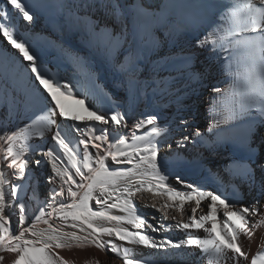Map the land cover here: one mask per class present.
Returning a JSON list of instances; mask_svg holds the SVG:
<instances>
[{
  "label": "bare ground",
  "instance_id": "obj_1",
  "mask_svg": "<svg viewBox=\"0 0 264 264\" xmlns=\"http://www.w3.org/2000/svg\"><path fill=\"white\" fill-rule=\"evenodd\" d=\"M253 3L260 6L259 0H253ZM3 7L6 8L4 18L1 17ZM172 7L170 0H70L68 29L64 34H58L33 10H30L33 20L28 21L8 0H0V173L4 179L5 226L10 234H19L23 229L33 227L34 231L44 232L47 236L51 230L43 220H48L58 230L55 235L59 237L50 243L65 245L53 248V252L66 264H124V259H133L136 264H236V260L229 259L233 256L239 264H250L253 256L264 252V225L257 224V221L264 220V186L259 169L249 159L253 148L260 152L257 159L264 158V142L259 138L254 140L264 135V124L260 122L262 118L258 110L242 112L234 95L238 91L235 73L243 72L248 63V51L234 47L232 41L239 37L227 36L229 14L213 15L198 32L187 34L171 22ZM3 26H7L13 38L25 43L30 54L37 57L41 72L72 87L76 95L68 99L66 105L77 108L75 99H84L85 106L98 114H105L108 123L74 122L61 118L58 111L54 114L55 105L35 80L31 62L24 60L19 50L10 44ZM205 37L207 43L198 46L197 40ZM217 87L219 93L213 90ZM117 113L124 116L121 124L111 120V116ZM153 115L156 117L154 124L136 127L137 122ZM200 118L205 121L202 126L198 124ZM48 121L51 123L45 129ZM77 125L83 129V135L76 130ZM153 128L159 132L154 133ZM57 130L69 143L72 154L60 148L52 138ZM14 134L17 139H7ZM102 134L108 139H92ZM137 136L145 139L135 140ZM119 138H124L127 145L142 147L149 142L155 146L158 149L157 166L167 177L166 183L177 190L186 193L187 188L202 177L208 182L205 184L208 192L220 195L235 209L251 207L256 210L258 215L247 216L251 239L243 234L239 239L248 259L231 251L217 257L211 252H203L197 245H188L190 238H207L208 234L202 229L186 230L176 226L180 230L174 234L181 247L177 249V256H169L165 252H146L141 245L121 241L114 234L95 236L80 221L71 217L65 219L61 213L54 212L53 209H58L62 203L73 202L69 187L78 193V199L91 183L75 175L76 167L89 176L91 173L84 167L85 157L87 163L96 169L99 157L103 156L109 171L131 169L134 174L110 184L111 195L108 192L102 194L99 187L94 188L88 205L94 211L106 210L110 215L127 220L123 213L109 208L108 204L117 202L116 198L121 197L123 191H135L141 182L147 185L154 181L151 175H145L152 169L141 163L139 155H132L131 148L127 149L129 156H117L116 161L112 160L108 151L124 148L123 145L110 148ZM81 139L89 140L87 149L79 143ZM93 143L101 145L99 151L92 147ZM9 148L25 162L22 174L19 161L17 165L11 163L15 157L9 154ZM49 150L58 158L56 163L60 172L66 173L58 175V180L55 179L57 173L53 171L52 158L46 155ZM129 159L131 163L127 162ZM29 162L33 163L30 167L27 166ZM246 164L255 169L254 177L244 176L243 166ZM203 172H207L205 178ZM68 174L73 176L76 184L65 182ZM163 195L167 209L176 204L181 206L179 200H169L165 194L142 190L133 195L138 197L135 198L134 214L145 219L147 212H161L163 207L158 200ZM97 198L107 203L97 204ZM184 203L185 206L190 204L188 201ZM210 203V199H205L198 208L194 204L197 218L207 213ZM41 210L45 215L37 221ZM190 215L178 224L190 223ZM216 219L221 222L226 219L222 207L218 209ZM93 224L129 230L123 221L94 220ZM206 227L213 225L209 223ZM214 227L215 235L220 236L222 223ZM138 230L146 234L142 227ZM73 233L79 239L73 238ZM25 238L40 239L31 233H25ZM96 238L105 242L104 249L92 243ZM0 240L6 248L9 242L2 229ZM111 245L120 250L125 246L127 257L120 251H113ZM133 248L138 254L132 252ZM0 257L3 258L0 264H13L17 254L0 250Z\"/></svg>",
  "mask_w": 264,
  "mask_h": 264
},
{
  "label": "snow or ice",
  "instance_id": "obj_2",
  "mask_svg": "<svg viewBox=\"0 0 264 264\" xmlns=\"http://www.w3.org/2000/svg\"><path fill=\"white\" fill-rule=\"evenodd\" d=\"M15 9L22 13L23 19L31 21L33 16L30 15V6L26 3H22L21 0H8ZM259 7H257L253 0H236V2L231 6L229 15L227 17L229 21V27L227 29L228 37H239L232 41L234 47L243 48L248 51V63L244 67L243 72L235 73V84L238 91L234 93L236 101L239 104L240 110L242 112H248L250 109H256L259 112L260 117L262 118L260 122L264 124V0H259ZM206 7H212V5H206ZM28 8L29 10H26ZM242 12L246 14L241 15ZM224 18V17H222ZM4 27V35L7 37L10 44L19 50L22 54L24 60L31 62V72L35 74V80L39 82V86L50 96L51 101L54 103L55 108L53 113L55 114L58 111V115L61 118L71 120L74 122L82 121H97L103 124H107L108 120L105 119V114H98L96 110H90L89 107L85 106L84 99H75V104L79 107L72 108L66 105V101L70 98H75V93L73 92L72 87L67 83L60 84L59 81L54 80L51 77H48L45 73L41 72L37 65V57L33 54H30L29 49L25 46V43L19 42L17 38H13L11 32L7 30V26ZM255 34V35H248ZM208 41V38L205 37L204 40H197L198 46L203 47ZM199 73L196 74L199 77ZM214 91L217 93L220 92V89L214 88ZM111 120L116 124H121L124 122V116L119 113L113 114ZM156 117L149 116L146 120L137 122L136 127L140 128L145 123L148 125L154 124ZM51 121H48L45 124V129L48 128V124ZM183 123H186L183 122ZM76 130L83 135V129L77 125ZM103 133V130H101ZM154 133H158L159 129L153 128ZM60 148L64 149L65 152L72 154L73 150L69 147V143H66L64 137H62L61 132L57 130L52 137ZM8 140L17 139L16 135L7 137ZM92 139L95 141H105L108 139L106 134L96 135ZM135 140H144V137H134ZM187 139V137H184ZM80 144H83L87 149L89 146L88 139L79 140ZM118 145H123V149H118L116 152L108 151V155L111 156L113 161L117 160V156H129L128 148L132 149V155H139L140 161L143 164L152 169V172L145 173V175H151L152 181L154 183H148L145 185L141 182L140 187H137L135 191H129L128 195L133 196L139 193L142 190L151 191L154 194H165L169 200L176 201L179 200L181 203V210L183 203L185 201H195L197 208L200 206L201 201L205 199H210L211 203L207 205L208 211L206 214H202L199 218L196 217L197 208H192L191 215L189 217L190 223H180L177 224V227H182L183 229H197L203 230L207 233V238H190L187 241L188 245H197L199 248L205 252H211L217 257L221 254H224L226 251H231L234 254H238V257H243L245 260L248 259L247 254L242 250V245L239 242L241 234L251 239V230L247 227L248 219L247 216L258 215L259 213L251 207H243L242 210L235 209L234 206H231L226 199H222L220 195L214 194L213 192H190L183 193L170 184L166 183L167 177L162 175L159 167L157 166V157L158 149L149 142H145L141 147L138 144L127 145L124 138H119L116 140L115 144L110 145V148H117ZM92 147H95L98 151L100 150L101 145L98 143H93ZM10 155L14 156L15 159L11 161L12 165H17L23 173L25 168V162L20 160V157L15 153L12 148L8 149ZM258 149H253L252 153L249 156V159L255 164V168L259 169L261 173V182L264 186V158L257 159ZM46 155L52 158V168L57 175H65L66 173L60 172L57 167L56 160L58 159L52 150H49ZM131 163V159L127 161ZM37 164L40 161L36 162ZM99 167L93 169L92 166L87 163V157H85L84 167L88 169V172L91 173L89 176L81 171L79 167H76L75 175L79 176L81 180L88 179L91 181L87 185V191L84 192L82 196L78 197V193L72 191L71 187L68 189V193L73 198V202L69 204H61L58 209H53L54 212H59L62 216L67 219L71 217L72 220L80 221L81 224L86 225L88 229H91V234L95 236L107 234L112 236L113 234L121 241H127L132 244H140L145 246H151L153 248L165 247V244H156L153 239L140 232L129 231L126 228H108V227H96L93 224L94 220H106V221H116L117 223L124 221L125 217L118 215H110L108 211H94L88 205V201L91 199L92 190L96 187H99L101 193L109 192V185L115 184L119 179L128 177L129 175L134 174L131 169L120 170V171H109L105 166L104 157L100 156L98 160ZM75 167V165H73ZM243 174L245 177L255 175V169L251 165L243 166ZM177 180L182 182L181 178L177 176ZM71 181L73 184H76V181L73 179L71 174L67 175L65 182ZM81 187V185H77ZM191 187V186H189ZM12 194H15V188H12ZM97 204H106V200H101L97 198ZM21 210L23 211V205H20ZM109 208L120 207L122 211H128L130 217L127 219L129 224H136L137 227H143L147 224L145 219H142L140 216L134 214V208L128 201H123L119 204L108 205ZM223 208V216L226 217L222 222L216 219L218 209ZM5 190H4V179L3 174L0 173V229L3 230L4 238L9 242L7 247H4L3 240H0V250H6L9 252H14L17 254V258L13 261V264H66V262L59 256H55L53 248L59 249L65 247V245L57 242L55 245L50 243L52 240H59V237L55 235L58 231L48 220H43V223L48 225V228L51 230V234L45 236L44 232H36L33 230V227L23 229L19 234L12 235L10 230L6 225L7 217L5 216ZM43 210H41V215L36 217L37 221H40L44 216ZM48 215H51L49 213ZM23 220V216L21 217ZM212 224L213 227H206L207 224ZM217 223H222L220 228L221 235H215L216 229L214 225ZM257 224L264 225V220L257 221ZM149 228H152L153 231H156V228L152 224H147ZM75 227V225H73ZM255 227V225H254ZM83 230V229H81ZM25 233H31L33 237H40L38 240L27 239L25 238ZM67 235V234H65ZM73 238L79 239L72 234ZM14 242V243H13ZM95 247L99 249H104L106 247L105 242L96 238L92 241ZM167 245H170L174 248H180V243H172V241H167ZM111 249L115 252H119L120 249L116 245H111ZM55 256V258H53ZM124 256L127 257V250L124 251ZM0 257V261H2ZM229 259L236 260V264H239L236 256L230 257ZM124 264H136L133 259H124ZM250 264H264V252H258L255 256L251 258Z\"/></svg>",
  "mask_w": 264,
  "mask_h": 264
},
{
  "label": "rangeland",
  "instance_id": "obj_3",
  "mask_svg": "<svg viewBox=\"0 0 264 264\" xmlns=\"http://www.w3.org/2000/svg\"><path fill=\"white\" fill-rule=\"evenodd\" d=\"M199 103L200 104H203L202 100H199ZM179 120L182 121V119H179ZM204 122H205L204 121V118H200L199 121H198L199 126H202L204 124ZM258 138L261 140V142H264V135L261 134L259 137L257 136L254 140H257ZM254 149H256V148H254ZM259 154H260V152L258 151L257 156ZM245 160H247V159H245ZM46 162H47V159H46ZM32 164L33 163L29 162V164L27 166L30 167V165L32 166ZM205 174L207 175V172H203L202 173V175L204 176V178L206 176ZM58 177L60 178V176L57 175L55 177V179L58 180ZM195 183L196 184L194 186L187 188L188 191L186 193H188L189 191L190 192H194V191L195 192H199V191L208 192L209 189L205 185L208 182H205V180L202 177L201 178L199 177L198 182H195ZM202 183H204V184H202ZM138 186H140V185L138 184ZM205 190H207V191H205ZM128 192L129 191H127V190L123 191V195L121 197H117L116 198L117 199L116 200L117 202H115L113 204H119L122 201H128L132 206H134L133 208L136 209V201H135V198L138 199V197H134L133 196V199H132L131 198L132 196H129L128 195ZM188 202H190V204L188 203V206L189 207L188 206H185V203H183L184 205L182 207V210H180L181 209V206L179 207V206H177V204H176V206L173 205V206H171L170 208L167 209L166 207H168V205L164 201V195H163V198L160 199V200H158V203L163 207V209L161 210V212L154 211L153 214H150L149 212L145 213V220L147 221V224H152L156 228V231H153L152 228H149L147 226V224H145L142 227L143 228V231H145L146 234L148 236H150L156 244H158V245L159 244H162V243L165 244V247H157V248H153L151 246L141 245L146 252H149V253L150 252H165V255L177 256L176 253H177V249L178 248L171 247L170 245H167L166 242L167 241H172V243L175 244V241H176V243H177V239L178 238L176 237V235L174 234V232L180 230L179 228L177 229V227H176L177 224H178V222L181 221V220H183L188 214H191L192 208H195L194 207L195 206L194 205L195 204L194 201H188ZM113 209L116 210V211H118V212L123 213L127 217V219L130 217V213L128 211H122L120 207H116V208H113ZM123 223L129 226V231L140 232L138 230V227L135 226V224H129L127 222V220H124ZM137 245H140V244H137ZM125 250H127V249H126L125 246H123L121 248V250H120V253L121 254H124V251ZM132 252L134 254H138L137 253V250H135V248H133Z\"/></svg>",
  "mask_w": 264,
  "mask_h": 264
}]
</instances>
